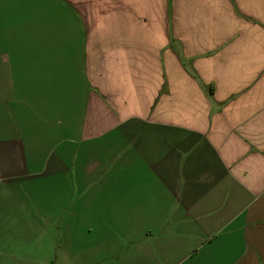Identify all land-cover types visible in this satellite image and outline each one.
Returning a JSON list of instances; mask_svg holds the SVG:
<instances>
[{"label":"crops","instance_id":"1","mask_svg":"<svg viewBox=\"0 0 264 264\" xmlns=\"http://www.w3.org/2000/svg\"><path fill=\"white\" fill-rule=\"evenodd\" d=\"M0 264H264V0H0Z\"/></svg>","mask_w":264,"mask_h":264}]
</instances>
